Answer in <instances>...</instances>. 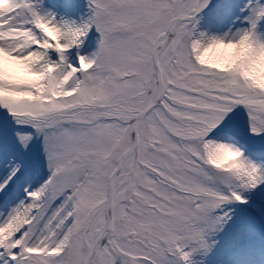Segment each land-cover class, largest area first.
Here are the masks:
<instances>
[{"label":"snow or ice","instance_id":"snow-or-ice-1","mask_svg":"<svg viewBox=\"0 0 264 264\" xmlns=\"http://www.w3.org/2000/svg\"><path fill=\"white\" fill-rule=\"evenodd\" d=\"M261 75L264 0H0V264H197L264 214Z\"/></svg>","mask_w":264,"mask_h":264},{"label":"rangeland","instance_id":"rangeland-1","mask_svg":"<svg viewBox=\"0 0 264 264\" xmlns=\"http://www.w3.org/2000/svg\"><path fill=\"white\" fill-rule=\"evenodd\" d=\"M227 29H223L226 31ZM3 110V109H2ZM0 119H4L0 117ZM9 119V118H7ZM10 120V119H9ZM241 137L244 139L242 130ZM252 148L260 147L258 140H245ZM264 188V185L261 186ZM257 198L253 196L248 204L233 203L228 207L232 209L230 219L227 220L224 227L208 237L209 242H215L210 252H198L194 259L197 264H220L217 261L221 257V248L231 249V254L237 253V250L247 246L256 239V233L264 232V214L256 210ZM255 230L254 232H251ZM227 258L228 253L225 252Z\"/></svg>","mask_w":264,"mask_h":264},{"label":"bare ground","instance_id":"bare-ground-1","mask_svg":"<svg viewBox=\"0 0 264 264\" xmlns=\"http://www.w3.org/2000/svg\"><path fill=\"white\" fill-rule=\"evenodd\" d=\"M230 250L231 249L225 248V247H224V249L221 248V257L218 260H216V262L217 261H221L220 264H239V263L241 264V262H242L241 259L244 260L245 256H249L250 259L248 261H246L245 264H259L258 260L256 258V252L254 250V246L253 245H250V246H248V248L245 249V251H246V255L245 256L242 255L243 251L239 250L237 253L231 254ZM225 252L228 253L227 258H225L226 257ZM236 256L239 257V258L235 259Z\"/></svg>","mask_w":264,"mask_h":264},{"label":"clouds","instance_id":"clouds-1","mask_svg":"<svg viewBox=\"0 0 264 264\" xmlns=\"http://www.w3.org/2000/svg\"><path fill=\"white\" fill-rule=\"evenodd\" d=\"M220 47H222V46L221 45L214 46V48L211 49L210 51H215L217 48H220ZM258 82L261 83L262 85H264V75H261L258 78ZM224 159H226V158H221V159L217 160L216 163H223L224 162Z\"/></svg>","mask_w":264,"mask_h":264}]
</instances>
